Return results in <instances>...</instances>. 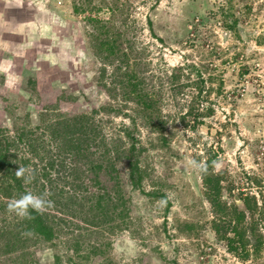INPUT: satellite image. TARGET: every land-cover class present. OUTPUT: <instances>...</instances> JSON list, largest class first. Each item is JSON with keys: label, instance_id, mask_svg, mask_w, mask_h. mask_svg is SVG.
<instances>
[{"label": "rangeland", "instance_id": "obj_1", "mask_svg": "<svg viewBox=\"0 0 264 264\" xmlns=\"http://www.w3.org/2000/svg\"><path fill=\"white\" fill-rule=\"evenodd\" d=\"M109 39L119 41L114 54L98 47ZM137 53L144 70L137 69ZM188 63L200 70L211 92L207 102L202 95L194 106L198 111L180 119L194 90L175 95L170 79L174 69ZM137 70L143 71L148 92L160 95L163 132L153 130L136 98L128 96L133 92L126 75L137 82ZM176 74L182 82L196 78L187 69ZM101 106L105 110L95 116L97 130L111 159H117L112 173L129 208L125 223L118 215L108 224L95 216L89 194L100 187L89 172L75 173L77 179L51 185L66 213L53 212L81 228H63L51 248L33 246L34 239L22 236L27 246L0 251V264H57L55 257L58 264H75L71 236L84 249L103 245V256L92 257L90 264H264V237L255 253L248 228L252 220L258 234L264 227V0H0V134L45 131L55 121L91 115ZM209 108L210 116L196 119ZM127 132L140 149L144 176L138 189L128 179ZM104 147H98L100 154ZM211 158L222 161L219 172L210 167L204 174L187 165L188 159ZM73 160L69 155L62 167L58 163L60 176L74 165L85 169ZM204 175L219 177V202L228 213L236 196L256 202L259 194L261 210L248 211L235 202L245 211L246 239L252 244L247 259L240 248L228 250V240L237 238L229 227L233 219L215 215ZM108 177L101 171L99 184L115 200L112 187L117 184ZM49 190L48 184L44 192ZM60 190L65 193L59 195ZM152 192L165 195L169 207H160L162 198L147 195ZM71 195L77 198L69 202ZM10 200L0 196V228L16 232V224L24 225L7 212Z\"/></svg>", "mask_w": 264, "mask_h": 264}, {"label": "trees", "instance_id": "obj_2", "mask_svg": "<svg viewBox=\"0 0 264 264\" xmlns=\"http://www.w3.org/2000/svg\"><path fill=\"white\" fill-rule=\"evenodd\" d=\"M118 38H120L119 34ZM118 42V39L100 41L98 47L100 50H107L108 54H114V52L118 51L120 48ZM139 67H143V70L146 69L145 66H143V59L141 57V54L137 53V69ZM185 69H187L188 71H195L196 78L192 82L188 79L185 82H182L180 74H176L178 72H181L182 70L184 71ZM142 72H139V70H137V82H134L131 76L126 75L128 84L130 85L128 87V90H131L133 92L128 96L132 95L134 98H136L137 106L139 107L140 112L143 113L144 118L150 122L149 124H151L153 130L163 132L162 128L164 127V122L161 120V111L159 107V104L161 102L160 95L157 94L158 96L156 98L154 94H151L150 91L148 92V83H146L147 80ZM173 73L174 74L171 77L172 79H170V85L173 86V92L175 93V95L176 93H179L183 96V91L185 89L194 90L192 96L195 97H193L190 102L191 105H188L187 111L180 118L184 119L186 118V115L188 117L193 114V112L198 111L193 109L197 102L202 101V95L204 96L203 102H207L208 97L210 96L211 89H205V81L202 77V74L194 64L188 63L184 67L181 66L179 68H176L174 69ZM209 80L211 81L212 79L209 78ZM221 86L222 83H220V87ZM99 110L101 111L105 109L101 106L98 109L92 110L91 115L90 113H84L75 115L73 117L62 118L58 121H55V123H53L49 128H46L45 131L41 132H32V130L30 129V131H16V133L14 132L13 134H0V196L6 199L19 198L20 195L29 190L34 194H42L44 193V189H46V186L49 184V191L51 193V196L48 198L54 201V207L49 209L52 211L47 210L43 214L32 212V215L35 217V219L30 221L21 219V223L24 225V227L16 224V227H22L21 230H18V228L15 232L9 231L6 227H1L0 251L5 250L6 252H8L11 249L15 250L16 246L18 245L24 247L27 246V244H25L28 243L27 240L23 239L21 235L22 232H25L27 230L34 231V235L28 237V239H34L33 246L42 244L48 245L51 248L56 247L57 244L55 243V241L58 239L59 232H61L63 228L64 230L70 228L73 230H79L81 228L79 225H74L70 220L58 217V215L53 212V209L55 211L59 210V212L65 211L61 208L62 204H59V202L56 200L59 196L55 198L56 195H54V193L56 194V192H54V189L51 185L54 183V181H58L60 179L64 180L68 177L73 178L75 173L83 174L85 171L89 172L93 176V178H91V181L95 183V185L100 187L99 190L90 192V197L88 196L92 200V210L96 211L95 216L100 214L101 219H104L103 222H105V224H108L109 221L113 220V217L115 215L116 217L118 215V219L125 223V220L127 218V211L129 210V208L127 207V201L121 195L122 190L119 182L117 184L118 176L113 177L112 173L114 172L113 168L115 167L117 159H111L110 154L112 153V151L107 148V143L102 137H100L101 133L99 130H97L98 123L96 122L95 116L100 112ZM211 114L212 111L209 108L206 109L204 113L196 114L195 116L197 120H203L204 117L210 116ZM152 122L156 123L153 124ZM196 124L199 125L200 123L197 122ZM196 124L193 125L192 129L196 128ZM37 130L41 129L37 128ZM0 133L2 132L0 131ZM125 138L129 142V146L126 151L129 183L133 189H138L141 188L144 176V171L137 159L138 154L140 153V149H138V147L136 146V140L133 139L132 135L129 132L126 133ZM102 145L105 146V150L100 154L98 147H103ZM115 148V153L117 154L119 149L117 148V146H115ZM97 153L98 158L96 157ZM69 155H72L74 164H83L85 166V169L77 168L74 165V167H71L72 170L66 177L60 176L61 171L59 169H56V167L58 163L62 167L63 160H66ZM93 157L96 158V160H94ZM33 160L40 163L38 168L37 165L33 163ZM212 160L213 158L208 159L207 163L211 165ZM105 162L107 166L103 165ZM14 163H16V166ZM13 166L15 167V170H13ZM20 166L32 168L31 170L35 172V180L31 184H27V187L25 188L22 186V180L17 179L15 176V172ZM101 171H104L105 176H110L107 178L108 180L115 181V183L117 184V186L112 187L114 197H116L115 200H112V196L110 195V193L105 190V188L101 187V184H99V174ZM202 178V182L206 187L207 198L212 205L215 215L220 213L225 216H229L234 220H229V227L231 225L232 231L237 238L236 240H228V250L230 252L236 253L240 248L241 251L245 253L244 259H247V246L252 244L250 243V240L246 239L247 228L243 224L245 211L239 210L238 206L234 202L233 207L230 208V212L228 213V209L221 205L219 202V177L204 175ZM73 179H77V175ZM39 181H42V183L38 184ZM36 185H39V188L36 191H33V188L29 189L30 187ZM74 185L75 184H72V186ZM78 187L79 186L77 185V188ZM63 193L65 192L60 190L59 195H62ZM147 195L155 198H166L165 195L154 192L148 193ZM88 197H86L84 200L87 201ZM67 198V201L71 202L73 198L76 199L77 197H72L71 195L67 196ZM241 201L243 202V206L246 210L256 211L257 207L255 201L243 198H241ZM68 204L69 203H65V205ZM166 207H169V203H167ZM119 208H121L122 210L118 211ZM93 219L95 218L93 217ZM94 222L95 220H90L89 225L93 226ZM248 228L250 233L252 234V240H254V252L258 253L262 245V238L260 234L256 232L257 229L254 220H252V224ZM215 230L216 232H219L218 228ZM71 238V250L79 261L75 264H90L92 262V257L96 258L98 256H103V245H96V247H88V249H84L82 241L74 236H71ZM58 262L59 258L55 257L54 263L58 264ZM102 264H111V262L106 260Z\"/></svg>", "mask_w": 264, "mask_h": 264}, {"label": "clouds", "instance_id": "obj_3", "mask_svg": "<svg viewBox=\"0 0 264 264\" xmlns=\"http://www.w3.org/2000/svg\"><path fill=\"white\" fill-rule=\"evenodd\" d=\"M187 165L204 174L208 173L209 167H211L214 171L219 172L223 166L222 161L218 159L211 161V165L204 160L197 161L196 159H188ZM15 176L17 179H21L24 184H31L35 180V172L26 166H20L15 172ZM50 196L51 193L48 191H45L42 194H34L30 190L26 191L24 194L20 195L19 198H13L9 201L7 205V212L15 214L17 217L24 220H33L35 217L32 215V212L43 214L47 210L54 207V201L48 198ZM167 203V198H162L157 201V204L160 207H165ZM21 235L31 237L34 235V231L27 230L22 232Z\"/></svg>", "mask_w": 264, "mask_h": 264}, {"label": "built area", "instance_id": "obj_4", "mask_svg": "<svg viewBox=\"0 0 264 264\" xmlns=\"http://www.w3.org/2000/svg\"><path fill=\"white\" fill-rule=\"evenodd\" d=\"M251 185H253V184H251ZM246 186H248V184L246 185ZM247 189H250V188H247ZM247 189H242V192L244 191V190H247ZM255 193H257V192H255ZM264 194V193H263ZM242 196L243 197H246L247 196V194H245V193H243L242 194ZM255 198H256V207H257V209H259V210H261L262 209V201H261V199H260V196H259V194L257 193V194H255ZM260 199V200H259ZM264 226V225H263ZM259 234L261 235V236H263L264 237V227H262V226H260L259 227Z\"/></svg>", "mask_w": 264, "mask_h": 264}, {"label": "water", "instance_id": "obj_5", "mask_svg": "<svg viewBox=\"0 0 264 264\" xmlns=\"http://www.w3.org/2000/svg\"><path fill=\"white\" fill-rule=\"evenodd\" d=\"M234 201H235L237 204H241V203H242L241 199L238 198V197H235V198H234Z\"/></svg>", "mask_w": 264, "mask_h": 264}]
</instances>
